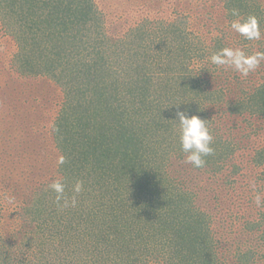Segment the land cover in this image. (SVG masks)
Segmentation results:
<instances>
[{
  "label": "trees",
  "instance_id": "trees-1",
  "mask_svg": "<svg viewBox=\"0 0 264 264\" xmlns=\"http://www.w3.org/2000/svg\"><path fill=\"white\" fill-rule=\"evenodd\" d=\"M231 9L255 15L262 39L233 32ZM181 12L116 38L107 34L96 0H0L2 26L18 48L12 73L61 89L49 131L53 158H65L19 194L18 226L10 239L0 235V264L257 263L253 250L239 251L232 262L220 256L192 178L172 175L170 166L185 158L177 111L207 120L214 137V153L203 168L191 166L195 171L222 173L264 129V61L241 77L210 59L226 47L264 52V0H221ZM197 20L208 31L196 32ZM24 157L12 165L0 154L6 172L17 170L14 187L2 181L14 195L19 178L35 170ZM252 163L264 167V145ZM59 178L75 207L57 204L49 185ZM77 181H83L78 194ZM5 201L0 196V228ZM261 208L251 231L264 241Z\"/></svg>",
  "mask_w": 264,
  "mask_h": 264
},
{
  "label": "rangeland",
  "instance_id": "rangeland-1",
  "mask_svg": "<svg viewBox=\"0 0 264 264\" xmlns=\"http://www.w3.org/2000/svg\"><path fill=\"white\" fill-rule=\"evenodd\" d=\"M104 12L106 32L111 37L122 38L133 28L147 20H170L174 12H187L192 7L217 5L221 0H96ZM196 32L208 31L204 22L197 20ZM18 51L14 38L6 32L0 20V154L13 165L19 156L31 159L35 168L27 177L17 181V194L8 191L6 184L14 187L16 172H6L0 166V196L6 200L1 211L3 225L0 235L5 239L17 228L19 215L16 199L29 191L30 186L41 180L35 175L46 170H56L53 158L54 141L49 131L52 115L57 113L62 101L61 89L42 77L23 78L12 73L11 65ZM60 92H59V91ZM64 96V95H63ZM264 145V129L253 138L252 144L237 154L225 166L222 173L195 171L183 159L172 160V175L190 180L192 191H196V205L211 214L213 230L220 256L235 260L239 251L256 252V264H264V241L251 231L259 221L261 207L254 199L257 192L264 193V167L252 163L254 150ZM15 154V155H14ZM13 157V158H12ZM16 168V167H13ZM197 174V175H195ZM13 196V197H12ZM1 208V204H0Z\"/></svg>",
  "mask_w": 264,
  "mask_h": 264
},
{
  "label": "clouds",
  "instance_id": "clouds-1",
  "mask_svg": "<svg viewBox=\"0 0 264 264\" xmlns=\"http://www.w3.org/2000/svg\"><path fill=\"white\" fill-rule=\"evenodd\" d=\"M230 14L236 19L230 23L233 32L248 41H258L262 39L259 20L255 15L247 18L241 17L239 9H231ZM211 63L216 66H226L233 69L241 75L247 77L254 72L264 61V52H256L248 55L240 48H223L211 56ZM176 117L179 124V141L181 149L185 154V162L191 164L194 168H203L207 161L205 157L212 155L215 149L212 147L214 137L208 127V121L198 115H189L186 111H177ZM65 158L62 156L58 164L63 165ZM49 188L56 193V202L59 205L63 200V208L69 206L75 207L77 204L75 196L71 201L65 197V183L63 178L55 180L49 185ZM83 190V181H77L74 186V192L80 193ZM254 202L257 207H264V193L257 192Z\"/></svg>",
  "mask_w": 264,
  "mask_h": 264
},
{
  "label": "bare ground",
  "instance_id": "bare-ground-1",
  "mask_svg": "<svg viewBox=\"0 0 264 264\" xmlns=\"http://www.w3.org/2000/svg\"><path fill=\"white\" fill-rule=\"evenodd\" d=\"M206 246V245H205Z\"/></svg>",
  "mask_w": 264,
  "mask_h": 264
}]
</instances>
